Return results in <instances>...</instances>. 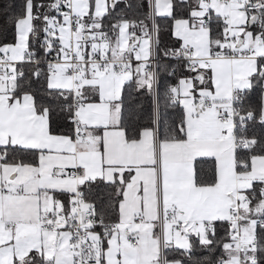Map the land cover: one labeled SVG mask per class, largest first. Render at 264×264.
Segmentation results:
<instances>
[{
	"label": "snow or ice",
	"instance_id": "6c2138e0",
	"mask_svg": "<svg viewBox=\"0 0 264 264\" xmlns=\"http://www.w3.org/2000/svg\"><path fill=\"white\" fill-rule=\"evenodd\" d=\"M0 264H264V0H0Z\"/></svg>",
	"mask_w": 264,
	"mask_h": 264
}]
</instances>
